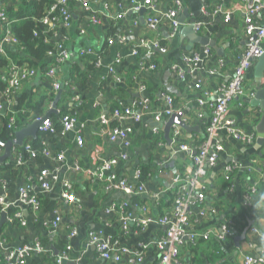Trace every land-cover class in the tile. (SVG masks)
<instances>
[{"label": "crops", "instance_id": "crops-1", "mask_svg": "<svg viewBox=\"0 0 264 264\" xmlns=\"http://www.w3.org/2000/svg\"><path fill=\"white\" fill-rule=\"evenodd\" d=\"M136 1L139 4L143 2ZM22 3L23 0H0V9H5L9 15L6 24L0 22V37L4 32L3 36L10 32L13 16L28 15V12L20 10ZM70 5L72 24L69 27L63 26L56 36L61 46L55 56L65 52L66 58L57 62L55 56L47 55L40 66L33 67L36 73L22 81L9 103L4 98L5 84L0 78V104L3 106L0 134L4 120L2 117H7L9 112L16 114L21 128L46 115L61 92L56 102V112L49 116L55 130L48 132L43 139L51 154L30 156L25 146H33L37 138L28 137L23 146L13 148L12 158L0 163V220L2 212L8 211V223L0 229V264H6L5 254L9 250L23 245L34 246L39 242L45 251L34 252L25 258L24 264H57V256L65 251H69L71 260L63 264H136L135 257L130 255H124L120 262L103 259L96 246L88 244L87 235L90 231L102 230L105 236L115 237L121 245L135 249L141 243L155 240L165 232L162 225L148 224L141 228L135 221L129 223V229L125 232L120 227L118 215L108 213L107 209L113 204L128 202L132 218H140L142 211L137 203L140 198L149 206L150 214L154 217L171 211L174 178L185 167L193 166V153L178 148L181 144L195 147L207 139L206 125L210 110L207 106H201L198 99L206 90L216 96L220 83L233 73L245 49L244 0H184L179 20L185 9H188V15L184 17L185 22L174 37L170 36L168 19L163 16L158 26L151 27L146 20L151 10L147 6H142L145 7L143 12L142 7L136 10L131 0H74ZM173 5L174 0H156L154 13L163 15ZM217 5H221L225 12H232L228 22L225 21V14H214ZM94 17L99 21L93 22ZM196 23L201 24V29L194 31L207 38L206 43L193 41L192 33L184 31ZM10 35L13 36L11 32ZM109 39L114 44H108ZM150 41H160L167 51L155 50L154 55H150L148 51L151 49L142 46ZM4 46L7 56L0 57L8 63L14 61L15 53L24 55L14 41L6 42ZM207 46L210 47L208 57L204 55L197 69L187 73V81L181 80L171 65L181 64L186 55L200 53L203 56ZM137 47L144 49L139 58L132 53ZM81 49H92L93 55L81 57ZM97 55L101 56L99 66L94 63ZM143 59L148 65L157 63V69H139ZM220 61L224 66L220 68L219 74H211V69L219 68ZM254 65L244 79L245 94L233 100L228 112L235 125L253 133L254 139L245 143L226 130L218 133L216 138L223 144L224 151L215 165L207 167L205 182L208 193L205 205H214L219 211L202 218L198 215L197 207L191 209V227L195 230L219 229L230 217H236L237 234L244 231L249 221L253 225L247 231L241 247L237 248L234 244L231 252L233 255L207 264H244L245 254L264 259V239L252 231L253 227H264V209H257L255 204L260 194H264V141L259 142L255 129L263 111L260 105L253 104L257 93L264 87V77L261 82L257 80ZM111 66L115 67V74L109 70ZM50 67L55 68L53 76L47 74ZM84 73L88 77L85 83L80 78V74ZM197 80L202 81L199 90L188 84ZM54 83H59L60 87L55 89ZM143 84L145 88L141 87ZM163 94L173 96L177 110L175 114H179L189 127L185 129L174 124L170 134L171 145L165 136V126L172 115L165 118L163 123L157 122L152 113H145L139 122L111 117L109 123H104L100 119L105 113L111 116L114 107L134 106L135 101L139 100L147 103L152 111L163 110L166 107ZM65 112L76 116L75 126L68 132L57 129L55 123L58 121L62 126L60 117ZM199 112L203 113L202 117H199ZM126 125L133 127L129 148L120 140L111 141L109 138L112 128ZM175 128L180 131L178 136L174 135ZM40 135L39 131L37 137ZM78 136L84 139L82 146L78 144ZM2 149L0 155L4 153L3 146ZM125 152L128 153L126 159L121 157ZM58 153L64 155L62 163L55 159ZM114 158L117 162L111 171H103L100 177L93 174L99 164ZM18 159L22 160V164L16 163ZM233 159L240 166L228 180L224 170ZM141 168L143 182L147 187L146 194L127 195L117 188L107 189L106 177L109 174L134 183L136 171ZM143 168H146L145 171ZM43 169L51 173L49 191H43L38 180V174ZM56 172L55 177L53 175ZM66 181L71 184L75 194L73 201L63 197ZM23 184H30L31 191L39 196L41 205L38 210L31 206L24 208L26 205L18 203V188ZM251 185L256 187V191L245 204L242 191ZM56 210L61 215V221L55 229L52 221ZM18 212L21 213L20 218L13 220ZM190 247L186 241L182 249L186 259ZM157 260L158 251L149 248L141 264H156Z\"/></svg>", "mask_w": 264, "mask_h": 264}, {"label": "built area", "instance_id": "built-area-1", "mask_svg": "<svg viewBox=\"0 0 264 264\" xmlns=\"http://www.w3.org/2000/svg\"><path fill=\"white\" fill-rule=\"evenodd\" d=\"M246 2V7L244 10V34H245V49L234 67V71L231 75L227 77L226 80L222 81L216 92V96H213L210 91H203V95L198 99L201 106H207L210 110L209 120L206 125L207 139L195 147H190L186 144H181L178 150L189 151L193 153V166L190 168L185 167L184 171H180L174 178V201L170 212H165L162 215L154 217L150 214L149 206L147 204L139 205L142 211V217L132 218V214L128 208V202H121L118 204H113L107 209L108 213H115L118 215V221L120 227L123 231H128L129 223L135 221L137 226L141 228L148 224H158L165 227V232L158 236L155 240H151L146 243H141L137 248H130L123 246L119 243L118 239L112 236H105L102 230L90 231L87 235L88 244H93L96 246L100 257L103 259H113L116 262H120L124 255H130L135 257L136 264H141L144 258L145 252L149 248H155L158 251V260L156 264H183V260L186 258L182 255V249L188 244L193 245L199 239L209 240L216 239L218 241H227L232 239L237 234V220L236 217L227 218L220 226L219 229H204L195 230L191 227L192 216L191 209L194 207L198 208V215L200 217H207V215H215L218 213L219 209L214 206H206L205 200L207 197L208 186L205 182V176L207 173V167L209 165H215L224 151V146L219 141L216 136L222 130H226L230 135H232L237 140L245 143H250L254 139L253 133H248L242 129H239L232 118L228 116L230 105L234 99H239L245 94L244 90V79L247 72L251 69L254 63L263 55L264 53V0H244ZM69 0H57V4L53 5L47 12V16L44 17V22L49 24L51 28H55L57 24H62V26L69 27L72 24V14L69 11L68 6ZM133 8L139 10L142 6H147L151 10L146 20L149 22L151 27H156L162 20L164 16L170 22V36L174 37L179 32L182 22L179 20V14L184 7V0H174V5L171 7L167 13L163 15H155V5L156 0H143L142 4L137 3L136 0H131ZM60 6V15L54 14L57 7ZM222 13L225 14V21H229L232 12L224 11L221 5H217L214 9V14ZM8 13L5 9H0V22L8 20ZM93 22H98V18L94 17ZM195 31L201 29V24L196 23L194 25ZM83 32V31H82ZM9 41L17 42V40L7 32L5 36L0 39V55L7 56L4 44ZM108 44H114L113 40H107ZM61 45H59L60 48ZM146 48H150L148 51L150 55H154V51L166 52L167 48L165 45L161 44L160 41L146 42L142 45ZM137 47L133 50V55L137 54ZM156 52V51H155ZM203 56L199 54L186 55L182 59L181 64H172L171 67L174 71L178 73V77L187 81V73L194 72L199 64L204 60V55L208 57L210 54V47H205L203 51ZM55 56L57 53H49ZM86 54L93 55L92 49H81L80 56L84 57ZM56 57V56H55ZM66 58V53L63 52L61 55L56 57V61H63ZM119 62V60H118ZM95 64L99 66L101 64V56L97 55L95 59ZM224 66V63L220 61L219 68H213L210 70L211 74H219L220 68ZM158 67L157 63L147 64L146 61L141 60L139 64V69L142 70H156ZM111 72L115 74V67L111 66L109 68ZM36 73L35 68H29L27 66L18 65L16 62L11 61L6 69L0 70L1 80L4 82L5 87L3 90V95L7 103L11 102L14 94L18 90L22 81L32 77ZM47 74L53 76L55 74V68H49ZM190 86L199 90L202 88V81L197 80L193 84L188 83ZM55 89L60 87L59 83L53 84ZM145 88V85H141ZM166 107L163 110L152 111L150 106L143 102L142 100L135 101L134 106H118L113 109L111 116L102 114L100 119L104 123H109L111 117L116 118L121 121H141L145 113H152L154 119L157 122H165L166 119L171 115L177 113L174 104V98L170 94H163ZM141 106L138 109V106ZM3 108L0 104V117L1 109ZM7 117H2L4 120L8 121V126L17 128V118L14 112H9ZM203 113L199 112V117H202ZM1 119V118H0ZM62 124V132H68L72 130L76 123V116L65 112L60 117ZM113 130L109 133V138L111 141L120 140L125 147L129 148L131 146V133L133 132V127L131 125L126 126H116L112 128ZM55 130L53 120L49 117L42 125L39 127V131L43 133L53 132ZM158 131V129H156ZM179 130L175 128L174 135H179ZM215 139V140H214ZM44 141V140H43ZM78 144L82 146L84 144V139L81 136L77 137ZM44 147L42 149H37L31 144H27L25 149L27 153L36 157L39 154L50 155L51 151L46 147L45 141L43 142ZM2 146L0 148V153L2 152ZM121 157L127 158L128 153H122ZM59 163L64 161L63 153H58L55 157ZM117 160L111 159L108 162H103L93 170V174L99 177L102 176L103 171H111L113 164ZM17 164H22V160L18 159ZM77 168L79 167L78 164ZM240 164L234 159L232 162L228 163L224 170V176L226 179H231V174L235 169L239 168ZM57 176V172L54 173ZM51 173L47 169H43L38 174V180L43 191H49L51 189L50 182ZM142 170L137 169L135 175V182L130 183L125 178H117L115 174H109L106 177L107 189H120L127 195H143L147 193V187L143 182ZM18 203L24 204L26 206H31L35 210H38L41 205L39 196L31 191L30 184H23L19 188ZM256 191L255 186H248L245 191H242L243 202L246 204L251 199L252 194ZM63 197L68 201H73L75 199V194L72 192L71 184L66 181L64 183ZM5 209V207H4ZM21 213H16L12 218H20ZM61 221V215L57 210L55 211V218L52 221V227L57 228L59 222ZM23 224L25 221L22 222ZM252 231L262 238H264V227L258 228L253 227ZM75 234V231L72 232ZM44 246L39 242L34 246L23 245L19 246L13 250H9L5 254L6 264H24L25 258L32 255L34 252L42 253L44 252ZM244 264H264L263 258H255L252 255H244ZM71 260V254L69 251H65L61 256H57V264H63L64 262ZM131 264V263H129Z\"/></svg>", "mask_w": 264, "mask_h": 264}, {"label": "trees", "instance_id": "trees-1", "mask_svg": "<svg viewBox=\"0 0 264 264\" xmlns=\"http://www.w3.org/2000/svg\"><path fill=\"white\" fill-rule=\"evenodd\" d=\"M72 1L74 0H69L68 3L69 11ZM55 4H57V0H23L20 10L23 12H28V15L26 14L25 16L24 14H16L15 16H13V18H11L14 20H12L10 32L17 40L16 43L18 44L19 51L24 53L23 56H20L18 54L19 52L13 55V60H16V63L18 65L27 66L29 68H36L40 66V63L47 57V55H49V53H56L59 51V40L56 36L57 32H59L63 28L62 24H57L55 28H51L49 24L45 23L43 20L44 17L47 16L48 10ZM59 10L60 6L57 7L54 14L60 15ZM7 21H1V23L6 24ZM4 33L1 35L0 39L2 38ZM143 51L144 49L140 47L139 49H137V54H135V56L139 58ZM8 64L9 63L7 60L3 59V57H0V67L4 68L6 66L4 68L6 69L8 67ZM80 78L82 82L85 83L88 79L87 73L80 74ZM55 123L57 125V129L59 128L61 130L62 126L60 125V123L58 121H55ZM16 124L18 129L19 125L21 124H19V121H17ZM15 132L16 130H14L13 126H8L7 120L2 121L0 148L2 146V142L10 141L15 137ZM47 133H41V135L37 137L33 145L35 148L42 149L44 147L43 139L47 135ZM145 169L146 168H143V171H145ZM139 201L141 203L137 202L139 203L138 205L146 203L140 198ZM1 211L2 206L0 205V213ZM234 247L235 246L233 240L218 241L214 238L209 240L199 239L189 248V257L188 259L183 260V264H207V262H214L220 258H226L227 255H231Z\"/></svg>", "mask_w": 264, "mask_h": 264}, {"label": "water", "instance_id": "water-1", "mask_svg": "<svg viewBox=\"0 0 264 264\" xmlns=\"http://www.w3.org/2000/svg\"><path fill=\"white\" fill-rule=\"evenodd\" d=\"M144 10H145V7H142L141 12H143ZM187 15H188V9H185L184 13L180 19L182 24L185 22L184 17H186ZM184 31H190L192 33V40L193 41H198V42H202V43L207 42V38H204V37L197 35V33L194 31V25H192V24L190 26H188ZM254 75L259 82H261V80L264 77V53L255 62ZM60 94H61V92L58 93V95L56 97V101L54 102L50 111L46 115H43L42 117L35 119L31 123L26 124L25 126L16 130L14 139L1 143L2 146L4 147V153L2 155H0V163L9 159V158H12L13 148H15V146H17V145L23 146L25 144L26 138H28V137L37 138L38 133H39V127L42 125V123L47 118H49L51 113L56 112V107H57L56 102H57V99L60 97ZM253 104L254 105H260L262 107V111H263L261 118L259 119L258 123L255 126V129L258 133L259 142L261 143L262 141H264V87L261 88V90L257 93V97H256V99L253 100ZM174 124L179 125L180 127H183L185 129L189 128L187 126L186 122H184L181 119V116L179 114H173L171 116L169 122L165 126V136H166L167 141L170 145L172 143V139L170 138V134H171L172 126ZM193 153L195 154V151H193ZM26 207L27 206H24V208H26ZM7 215H8V211L2 212L1 220H0V229L2 228V226L5 223H8ZM252 225H253L252 221H249V224L244 229V231L241 234H236L233 237L234 244L236 245L237 248L241 247V243H242V241H244L246 239L247 231L252 227Z\"/></svg>", "mask_w": 264, "mask_h": 264}, {"label": "clouds", "instance_id": "clouds-1", "mask_svg": "<svg viewBox=\"0 0 264 264\" xmlns=\"http://www.w3.org/2000/svg\"><path fill=\"white\" fill-rule=\"evenodd\" d=\"M255 204L257 209H264V194H260L259 199L255 202Z\"/></svg>", "mask_w": 264, "mask_h": 264}]
</instances>
